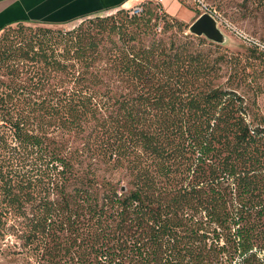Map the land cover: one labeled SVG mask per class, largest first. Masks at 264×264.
I'll list each match as a JSON object with an SVG mask.
<instances>
[{"label":"trees","instance_id":"1","mask_svg":"<svg viewBox=\"0 0 264 264\" xmlns=\"http://www.w3.org/2000/svg\"><path fill=\"white\" fill-rule=\"evenodd\" d=\"M139 5L32 38L56 81L26 113L0 86V264H264V117L218 82L216 43ZM161 8L175 31L145 45Z\"/></svg>","mask_w":264,"mask_h":264},{"label":"rangeland","instance_id":"2","mask_svg":"<svg viewBox=\"0 0 264 264\" xmlns=\"http://www.w3.org/2000/svg\"><path fill=\"white\" fill-rule=\"evenodd\" d=\"M215 8L220 14L221 22L219 27L226 35V41L217 46L213 44L215 55L217 53L224 55V60L221 63V77L218 82H225L226 86L235 87L239 85V91L245 94L249 100L250 109L254 113L256 111L259 116L264 117V53L250 44V40L261 41L264 43V0H202ZM185 9L193 14L190 17L188 12H181L180 16H176L183 21L184 34L197 36L189 31V27L195 19L202 13L201 4H197L194 0H184ZM112 10L110 12L90 14L85 18H78L64 24H53L45 22H22L14 23L4 30L0 31V80L4 81L1 89H5V84H12L13 88H19L11 99L12 112L17 116V111L26 113L32 108V105L40 103L41 99L46 97L50 90L55 85L54 72L45 63H37L30 58H24V51L27 49L25 45H29L32 38L37 34H43L45 30L51 32L65 33L80 26L84 28L91 26L97 27V16L105 17L115 15L118 22L127 21L129 14L124 8L123 11ZM159 18L153 20L156 25L150 30L143 28L145 32H139L138 39L142 40L145 45H150L154 39L162 38L168 40L175 30L165 29V21L169 19L168 13L163 9H157ZM170 14V13H169ZM171 15V14H170ZM95 25V26H92ZM98 28V27H97ZM99 29V28H98ZM101 41L102 46H111L112 41H120L119 33H108L105 31ZM205 37V36H203ZM208 42L211 40L205 37ZM37 37L34 38V40ZM213 42V41H212ZM27 43V44H26ZM218 47V49H215ZM62 48V46H61ZM5 50L4 53H2ZM217 52V53H216ZM10 55V56H9ZM7 56V57H6ZM4 57L5 62H4ZM16 63L17 74L12 78L10 69L7 64ZM63 73H58L57 77L64 76ZM11 79H14L12 82ZM41 85H37L38 81ZM42 97V98H41ZM25 159V160H24ZM22 163H27L28 157H22L16 168L21 169ZM25 169H30L29 166ZM124 169H120L121 173H117V177H121L123 185L126 184V177L123 175ZM2 263V259L0 260Z\"/></svg>","mask_w":264,"mask_h":264},{"label":"crops","instance_id":"3","mask_svg":"<svg viewBox=\"0 0 264 264\" xmlns=\"http://www.w3.org/2000/svg\"><path fill=\"white\" fill-rule=\"evenodd\" d=\"M143 1L149 0H0V28L21 20L64 24L85 15L131 9ZM151 1L159 2L171 15L188 12L191 17L193 14L179 0Z\"/></svg>","mask_w":264,"mask_h":264},{"label":"water","instance_id":"4","mask_svg":"<svg viewBox=\"0 0 264 264\" xmlns=\"http://www.w3.org/2000/svg\"><path fill=\"white\" fill-rule=\"evenodd\" d=\"M189 31L197 36H205L213 42L224 43L226 35L219 27L218 20L210 13H202L193 21Z\"/></svg>","mask_w":264,"mask_h":264},{"label":"built area","instance_id":"5","mask_svg":"<svg viewBox=\"0 0 264 264\" xmlns=\"http://www.w3.org/2000/svg\"><path fill=\"white\" fill-rule=\"evenodd\" d=\"M199 2H200V4H201V7H202V12L203 13H205V12H207V13H210V14H212L217 20H218V22L220 23L221 22V17L219 16V15H215V14H213L212 12H211V10L201 1V0H199ZM143 9H142V6L141 5H136L135 7H133V8H131L130 9V13L131 14H139V13H141V11H142ZM248 40H250V44H252V45H256V46H258L260 49H263L264 50V43H262L261 41H255V40H251V39H249L248 37H246Z\"/></svg>","mask_w":264,"mask_h":264}]
</instances>
